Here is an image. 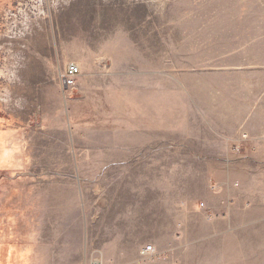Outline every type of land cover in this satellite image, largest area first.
<instances>
[{
	"label": "rangeland",
	"instance_id": "1",
	"mask_svg": "<svg viewBox=\"0 0 264 264\" xmlns=\"http://www.w3.org/2000/svg\"><path fill=\"white\" fill-rule=\"evenodd\" d=\"M250 127H264V0H0V264H264ZM218 130L252 141L227 156ZM230 164L235 217L206 199ZM167 216L172 238L154 239Z\"/></svg>",
	"mask_w": 264,
	"mask_h": 264
},
{
	"label": "crops",
	"instance_id": "2",
	"mask_svg": "<svg viewBox=\"0 0 264 264\" xmlns=\"http://www.w3.org/2000/svg\"><path fill=\"white\" fill-rule=\"evenodd\" d=\"M80 77V76H79ZM261 129V130H260ZM249 131L253 134L256 133H263L264 132V127L261 128H249ZM244 130V131H240L237 132L236 130H231L227 133L221 132L220 130H218L216 132V134L218 136H220L221 138L224 137V144L222 145L223 151L226 153L227 156L232 155L235 156L236 152L238 151L237 148H243L244 145L248 144V141L251 140L252 141V134ZM249 137V138H248ZM258 146V150H260L258 157H260L261 159H264V140L260 141L259 143H257ZM224 167V166H223ZM239 167V164L236 165H229L225 169V176L219 177L218 180H215V178L211 181V185L209 186H214V191L212 192V190L210 189L209 193L206 196V199L209 201L210 205L212 206V208L214 209L215 213H230L232 209L229 206H226L223 204V202L226 201H230L232 200V198H241L243 194H241V192H238L237 190L239 189L238 187L241 186L242 184V177L244 175L241 176V174L239 173V175H237V172H240L239 170H236V168ZM193 176V175H192ZM241 177V178H240ZM215 185H217L220 188V192L219 194H217V190L218 189ZM264 190L261 191L260 193V200L258 201L257 199H249V201L247 200V204H250V209H254L253 214L256 215L257 212H263L264 211ZM190 205H192V202L189 203ZM86 206H82V209L84 210ZM167 207H169V205H167ZM87 209V207H86ZM140 211V205L139 208L137 207V211ZM213 211V212H214ZM87 214V212H86ZM234 215L232 212L230 213V215ZM146 215V214H145ZM236 215V214H235ZM235 215L233 217H235ZM86 216V215H85ZM88 217V216H87ZM185 219L182 218L181 220H185V222L187 221V223H185V228H184V232L185 235L187 237V239L192 240L193 235L197 234V227H196V220H197V215L192 213L190 215H184ZM179 221V220H178ZM181 221V222H182ZM146 222H150V219H146L143 221V223L147 224ZM85 224L86 221H85ZM235 224V219L234 218H229V221L227 220L224 223V227H226L227 229H230L234 226ZM117 225V224H116ZM124 228L127 229L128 232H126V234L128 233H132L131 231L134 230L135 225H134V221L129 222L127 225L123 224ZM196 227V228H195ZM176 227H175V222H172V219L169 218L167 216V221L164 223L162 222L161 228H155V230H159V234L157 236H153L154 239L156 240H169L172 238L173 233L175 232ZM161 235V236H160ZM111 237H116V235H112ZM190 237V238H189ZM152 238V237H151ZM102 253V252H101ZM103 254V253H102ZM101 254V255H102ZM105 255V253H104Z\"/></svg>",
	"mask_w": 264,
	"mask_h": 264
},
{
	"label": "built area",
	"instance_id": "3",
	"mask_svg": "<svg viewBox=\"0 0 264 264\" xmlns=\"http://www.w3.org/2000/svg\"><path fill=\"white\" fill-rule=\"evenodd\" d=\"M81 74V68L77 63H69L65 66L64 71L60 75V83L66 90L75 87L77 78ZM239 147L237 150L239 151ZM241 150V149H240ZM224 205L232 207L233 202H223ZM201 208H205V203L200 204ZM155 253L153 246H147L143 254L145 256H152ZM90 264H102L101 260L96 259L90 262Z\"/></svg>",
	"mask_w": 264,
	"mask_h": 264
}]
</instances>
